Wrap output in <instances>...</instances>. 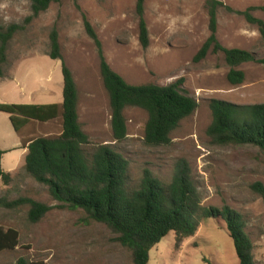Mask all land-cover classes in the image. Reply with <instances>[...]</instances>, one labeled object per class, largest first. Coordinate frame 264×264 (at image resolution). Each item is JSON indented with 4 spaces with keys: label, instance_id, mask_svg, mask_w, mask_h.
<instances>
[{
    "label": "rangeland",
    "instance_id": "rangeland-1",
    "mask_svg": "<svg viewBox=\"0 0 264 264\" xmlns=\"http://www.w3.org/2000/svg\"><path fill=\"white\" fill-rule=\"evenodd\" d=\"M219 1L235 10L264 5V0ZM135 2L79 0L80 11L73 0L52 2L13 35L5 63L10 65L27 56L17 68H22V76L26 68L29 70L30 62H41L39 82L43 87L49 84L50 70L56 68L61 77V62L48 56L49 33L55 27L60 52L78 87L79 121L90 139L86 151L91 152L98 144H111L128 160V185L132 188L140 182L144 169L168 182L175 162L185 159L202 205H229L239 211L253 242L255 264H264V202L252 189L254 182L264 185L263 153L250 145L220 146L206 134L211 122L210 99L237 104L264 102V64H241L238 68L244 71L245 80L234 86L227 81L228 66L221 52L209 51L200 61L193 60L208 36L205 0H145L149 44L144 49L138 39ZM82 13L101 41L106 61L128 83L166 85L183 77L182 87L198 106L171 133L168 145H145L147 113L138 107L124 109L126 138L116 143L112 140L108 94L102 84L94 44L84 30ZM252 14L264 21L263 10L256 9ZM30 15L29 0H0V26L22 24ZM216 35L225 47L246 49L257 58H264V37L257 26L223 7L217 11ZM48 126L55 136L61 130L60 118ZM11 176L8 184L0 180V226L16 229L19 243L13 250L0 251V264H14L20 257L47 264H133L130 250L116 241V234L105 224L91 220L82 209L59 208L60 203L51 198L47 187L27 175L24 168ZM18 197L44 202L52 209L32 223L27 218L28 205L12 209L4 206V201ZM149 264L239 263L224 221L205 218L194 235L179 243L169 232L151 247Z\"/></svg>",
    "mask_w": 264,
    "mask_h": 264
},
{
    "label": "trees",
    "instance_id": "trees-1",
    "mask_svg": "<svg viewBox=\"0 0 264 264\" xmlns=\"http://www.w3.org/2000/svg\"><path fill=\"white\" fill-rule=\"evenodd\" d=\"M32 15L24 23L0 26V76L6 61V49L13 35L25 28L34 17L48 9L58 0H29ZM80 11L79 0H73ZM145 0H136L135 13L138 19V39L142 48L149 44L148 29L144 20ZM208 15V36L193 60L198 62L210 51L221 52L228 66L227 81L240 85L245 73L238 67L247 62L264 64L253 52L242 48H228L217 39V11L223 7L230 13L241 15L257 26L264 37V21L252 11L262 6H250L235 10L219 0H205ZM82 22L87 36L92 40L99 64L102 84L108 94L112 140L126 138L127 127L123 111L126 107H138L147 113L143 142L147 146H166L171 142V133L180 122L193 114L198 103L182 87L183 77L158 85L152 83L131 84L114 71L105 59L102 43L92 24L82 13ZM48 56L61 62L63 77L62 102L60 105H20L0 103V111L10 115L16 130L15 116L41 122L59 117L61 132L56 136H37L28 143L24 172L36 182L47 187L49 195L58 201L59 208L82 209L87 216L105 224L116 241L130 250L133 264H149V252L169 232L175 235L176 243L195 234L199 223L205 218H220L233 241L239 264H255L253 242L246 231L244 216L229 205L204 206L197 186L192 180L191 169L185 159L175 162L171 179L164 182L144 169L143 176L134 188L128 185V160L115 151L111 144H98L91 152L89 136L78 119V89L71 69L60 52L58 31L49 33ZM211 122L206 134L217 145H250L257 147L264 156V102L237 104L221 99H210ZM3 151L0 149V180L8 184L11 174L1 166ZM252 189L264 202V185L254 182ZM5 207L17 208L28 205L27 218L32 223L40 221L52 209L51 205L29 197H18L3 202ZM16 229L0 226V251L13 250L19 243ZM14 264H47L43 260H27L20 257Z\"/></svg>",
    "mask_w": 264,
    "mask_h": 264
},
{
    "label": "crops",
    "instance_id": "crops-1",
    "mask_svg": "<svg viewBox=\"0 0 264 264\" xmlns=\"http://www.w3.org/2000/svg\"><path fill=\"white\" fill-rule=\"evenodd\" d=\"M32 54L28 55L29 57ZM27 56L17 58L10 65H4L0 76V103H14L20 105H60L62 102L63 77L57 75L56 68L48 73L49 84L43 87L39 82L42 75L41 62L33 60L29 63V70L22 73L17 69L19 63ZM7 66V67H6ZM54 74V78L53 75ZM78 89V87H77ZM79 95V91H78ZM77 103V111H78ZM56 117L54 119H57ZM45 122L15 116L19 127L16 130L10 115L0 111V149L3 151L1 166L5 172L16 173L24 167L27 145L37 136H52L50 125L52 120ZM79 119V115H78ZM80 122V121H79ZM59 130L55 136L60 134Z\"/></svg>",
    "mask_w": 264,
    "mask_h": 264
}]
</instances>
